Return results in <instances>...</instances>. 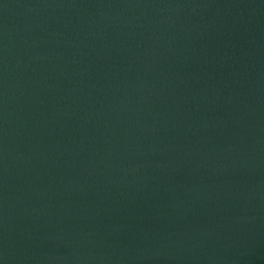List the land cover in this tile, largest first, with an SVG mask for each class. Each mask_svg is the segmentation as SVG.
I'll return each mask as SVG.
<instances>
[{
  "label": "water",
  "instance_id": "1",
  "mask_svg": "<svg viewBox=\"0 0 264 264\" xmlns=\"http://www.w3.org/2000/svg\"><path fill=\"white\" fill-rule=\"evenodd\" d=\"M0 264H264V0H0Z\"/></svg>",
  "mask_w": 264,
  "mask_h": 264
}]
</instances>
